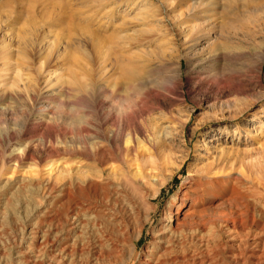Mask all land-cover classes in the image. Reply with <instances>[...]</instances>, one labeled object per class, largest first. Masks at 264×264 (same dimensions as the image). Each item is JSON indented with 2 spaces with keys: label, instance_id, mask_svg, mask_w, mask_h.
I'll list each match as a JSON object with an SVG mask.
<instances>
[{
  "label": "rangeland",
  "instance_id": "1",
  "mask_svg": "<svg viewBox=\"0 0 264 264\" xmlns=\"http://www.w3.org/2000/svg\"><path fill=\"white\" fill-rule=\"evenodd\" d=\"M263 181L264 0H0V264H264Z\"/></svg>",
  "mask_w": 264,
  "mask_h": 264
},
{
  "label": "bare ground",
  "instance_id": "2",
  "mask_svg": "<svg viewBox=\"0 0 264 264\" xmlns=\"http://www.w3.org/2000/svg\"><path fill=\"white\" fill-rule=\"evenodd\" d=\"M30 147V146H29ZM29 147H28V145H27V147L24 149V151H21L23 154H25V155H27V156H31L32 155V153H33V150L31 151L30 149H29ZM29 149V150H28ZM28 150V151H27ZM16 160H17V164L20 162V156L19 157H17L16 158ZM58 168H57V166H53V165H50V166H46L45 167V169L43 170V174L44 175H46L48 178V180H49V176L50 175H52V173L54 172V171H56ZM77 170V169H76ZM240 170V169H239ZM78 171V170H77ZM240 172H243V170H241ZM239 175H241V173L239 174ZM244 176V175H243ZM52 178V177H51ZM50 178V179H51ZM264 182V181H263ZM259 186V185H258ZM263 188H264V186H263ZM262 188V189H263ZM179 208H180V204H178L177 205V207H176V209H175V212H174V215H175V217H174V219H172V217H170V219H169V224H168V228H169V230L170 231H177L178 229H179V227L180 226H184V225H186L187 224V222H188V217H189V214L190 215H193L195 212H193V213H186V214H182V217L181 218H179V215L181 214L180 212H179ZM167 211H168V213L169 214H171V213H173L172 211H171V209L169 208V206H168V208H167ZM174 222V223H173ZM164 239H160V240H158L159 242H162ZM159 246V245H158ZM150 247V246H149ZM147 251V250H146ZM153 252V251H152ZM154 254V253H153ZM157 255V254H156ZM164 256H165V254H158V256H156V257H154V258H151L150 260H149V262L147 263V264H166V262L164 261L165 259H164ZM153 257V256H152ZM161 259H163V260H161ZM146 263V262H145ZM175 263V262H174Z\"/></svg>",
  "mask_w": 264,
  "mask_h": 264
}]
</instances>
